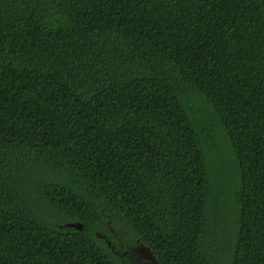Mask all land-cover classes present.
Here are the masks:
<instances>
[{"label": "trees", "instance_id": "16d2710c", "mask_svg": "<svg viewBox=\"0 0 264 264\" xmlns=\"http://www.w3.org/2000/svg\"><path fill=\"white\" fill-rule=\"evenodd\" d=\"M140 243L264 264V0H0V264Z\"/></svg>", "mask_w": 264, "mask_h": 264}, {"label": "water", "instance_id": "95a60500", "mask_svg": "<svg viewBox=\"0 0 264 264\" xmlns=\"http://www.w3.org/2000/svg\"><path fill=\"white\" fill-rule=\"evenodd\" d=\"M66 226L69 228H75L79 231L83 229V224L81 223H69L66 224ZM110 230L115 233L111 226ZM100 237L105 238L112 249H115L112 240L109 239L108 235L100 234ZM117 252L119 254V251ZM128 254L130 255L129 260L133 261L132 264H162L154 249L142 243L137 246L130 247V249L126 251V255Z\"/></svg>", "mask_w": 264, "mask_h": 264}, {"label": "rangeland", "instance_id": "374dc122", "mask_svg": "<svg viewBox=\"0 0 264 264\" xmlns=\"http://www.w3.org/2000/svg\"><path fill=\"white\" fill-rule=\"evenodd\" d=\"M130 248H127L126 250H118L119 251V255L120 256H123L127 261H126V264H132L133 261L129 260V254L126 255V251H128ZM118 253V252H117Z\"/></svg>", "mask_w": 264, "mask_h": 264}, {"label": "flooded vegetation", "instance_id": "af4514ba", "mask_svg": "<svg viewBox=\"0 0 264 264\" xmlns=\"http://www.w3.org/2000/svg\"><path fill=\"white\" fill-rule=\"evenodd\" d=\"M114 248L116 249V246H115V245H114ZM115 249H114V250H115Z\"/></svg>", "mask_w": 264, "mask_h": 264}]
</instances>
